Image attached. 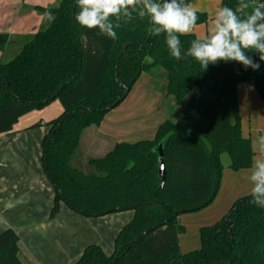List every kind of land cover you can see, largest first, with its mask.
<instances>
[{"label":"trees","instance_id":"trees-1","mask_svg":"<svg viewBox=\"0 0 264 264\" xmlns=\"http://www.w3.org/2000/svg\"><path fill=\"white\" fill-rule=\"evenodd\" d=\"M244 2L251 12L264 0ZM239 3L220 0L219 8L235 10ZM26 10L42 18L35 33H0V134L13 132L22 115L59 100L62 113L46 123L42 139L41 163L54 189L49 219L60 204L84 217L133 211L110 255L91 244L73 264H264V208L250 203V194L199 228L197 249L182 253L178 240L185 232L179 216L214 201L223 168L252 165L255 153L241 133L236 93L245 84L264 104L259 54L247 53L260 64L258 70L221 61L203 71L190 56L173 58L164 34L150 33L147 16L112 17L119 26L111 39L76 22L77 0ZM196 14L195 26L208 22L207 13ZM195 38L193 32L180 36L182 54ZM142 73L150 76L168 111L152 138L127 142L96 133ZM0 264H24L12 228L0 233Z\"/></svg>","mask_w":264,"mask_h":264},{"label":"crops","instance_id":"crops-1","mask_svg":"<svg viewBox=\"0 0 264 264\" xmlns=\"http://www.w3.org/2000/svg\"><path fill=\"white\" fill-rule=\"evenodd\" d=\"M54 1L0 0V33H35L41 18L35 11L26 10L27 7L46 6ZM145 82L146 92L153 93L152 79ZM136 87L137 83L124 101ZM135 90L134 94L139 95L140 88ZM236 99L241 133L249 138L254 158L257 155L254 142L264 136V104L256 91L245 84L240 90L238 87ZM62 110L59 100H54L40 110L22 115L13 126V132L0 134V233L6 228L15 230L20 259L24 264H73L91 244L98 245L110 255L116 236L133 217L132 210L84 217L60 204L56 215L49 219L54 189L41 163L42 139L49 131L46 123L59 116ZM161 116L167 118L168 111ZM135 117L131 111L120 109L118 105L104 116L96 133L116 141H124L129 135L141 136L142 131H138L133 123ZM35 123L38 124L34 126ZM93 134L90 132L89 137ZM250 168L233 171L225 166L214 201L198 212L179 216L185 227L178 239L182 253L199 247V228L220 219L237 198L250 194L247 179Z\"/></svg>","mask_w":264,"mask_h":264},{"label":"clouds","instance_id":"clouds-1","mask_svg":"<svg viewBox=\"0 0 264 264\" xmlns=\"http://www.w3.org/2000/svg\"><path fill=\"white\" fill-rule=\"evenodd\" d=\"M77 7V23L88 29H98V34L111 39L117 38L115 28L119 26L113 24L112 17L119 18L123 14L131 18L134 12L149 17L150 33L154 36L164 34L170 55L176 60L190 56L203 71L210 64L221 61L258 70L260 64L247 54L249 51L258 53L260 61H264V3L252 8L251 12L245 11L249 4L244 0H240L235 10L221 7L207 32L196 36L183 54L180 36L190 34L198 19L196 10L185 0H77ZM254 148L257 155L247 176L250 203L264 208V136L257 138Z\"/></svg>","mask_w":264,"mask_h":264},{"label":"rangeland","instance_id":"rangeland-1","mask_svg":"<svg viewBox=\"0 0 264 264\" xmlns=\"http://www.w3.org/2000/svg\"><path fill=\"white\" fill-rule=\"evenodd\" d=\"M189 4L196 11L207 13L209 17L208 22L206 24H200V25L195 26L192 31L196 36L204 34L205 32H207L208 28L211 26L215 13L220 9L219 8L220 0H190ZM41 22H42V18L40 20L39 26ZM12 56L13 55L5 56L3 57V59L8 60ZM148 78H150V76L147 73H142L140 75V78L136 82L137 83L136 88H140L141 90L140 92H138L139 95L134 94L136 91L135 90L136 88H135L131 96L119 105L120 109H123L125 111H131V113L135 114L136 117L134 118V121H133L134 125H136L135 128L137 127L138 131H142L141 136L140 135L139 136L129 135L127 139H125L124 141L135 142L138 140L152 138L157 126L162 122V120H165L166 118V117L161 116L165 110L167 111V109L163 107L161 104L160 93L156 90L155 87H152V92L154 93V96H153V93L146 92L147 89L146 87H144L145 86L144 83H146L145 80H147ZM240 88H241V85L239 86V90ZM142 96L143 98L141 99ZM156 124L158 125L156 126ZM153 126H156V128L154 129V131H151ZM222 161L224 165L227 164L228 159L225 155L222 157ZM214 207H217V206H214ZM213 209H216V208H213ZM216 221L217 220L212 221L208 225L213 224Z\"/></svg>","mask_w":264,"mask_h":264},{"label":"water","instance_id":"water-1","mask_svg":"<svg viewBox=\"0 0 264 264\" xmlns=\"http://www.w3.org/2000/svg\"><path fill=\"white\" fill-rule=\"evenodd\" d=\"M158 151H159V155L162 156L161 146H159ZM159 176L161 177L162 182H163V180H164V168H163L162 162H160V166H159Z\"/></svg>","mask_w":264,"mask_h":264}]
</instances>
